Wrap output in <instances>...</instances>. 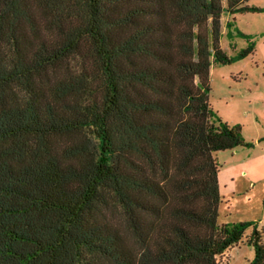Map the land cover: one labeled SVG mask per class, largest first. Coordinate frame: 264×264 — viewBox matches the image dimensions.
Wrapping results in <instances>:
<instances>
[{
	"label": "trees",
	"instance_id": "trees-1",
	"mask_svg": "<svg viewBox=\"0 0 264 264\" xmlns=\"http://www.w3.org/2000/svg\"><path fill=\"white\" fill-rule=\"evenodd\" d=\"M225 1L0 0V264H264L219 223L214 153L248 145L209 102Z\"/></svg>",
	"mask_w": 264,
	"mask_h": 264
},
{
	"label": "rangeland",
	"instance_id": "rangeland-1",
	"mask_svg": "<svg viewBox=\"0 0 264 264\" xmlns=\"http://www.w3.org/2000/svg\"><path fill=\"white\" fill-rule=\"evenodd\" d=\"M226 1L224 0V4ZM235 15H222L220 45L230 63L210 67L209 102L247 146L214 153L220 164V224L251 222L264 228V0H248ZM233 25L229 28L227 23ZM246 55H240L249 50ZM252 228H248L246 235ZM254 249L246 242L231 248L220 264H249Z\"/></svg>",
	"mask_w": 264,
	"mask_h": 264
}]
</instances>
